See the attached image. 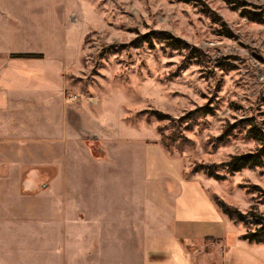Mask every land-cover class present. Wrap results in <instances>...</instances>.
I'll return each mask as SVG.
<instances>
[{"label": "rangeland", "instance_id": "obj_1", "mask_svg": "<svg viewBox=\"0 0 264 264\" xmlns=\"http://www.w3.org/2000/svg\"><path fill=\"white\" fill-rule=\"evenodd\" d=\"M239 1L245 6L233 10L221 0H0V32L19 27V20L9 22L3 14L13 7L30 17L27 26L42 32L45 45L57 49L64 41L62 52L65 47L67 63H73L64 72V99L75 106L85 127L100 125L111 142L131 139L126 146L113 145V152L129 154L128 148H139L137 139L159 144L180 161L177 184L197 181L212 201L218 198L242 213L253 207L264 215V159L237 173L219 172L224 179L218 181L203 170L193 172L256 153L261 144L251 138L250 126L264 147V0ZM151 33L170 34L198 56L155 39L153 48L132 45ZM73 95L77 99L70 101ZM156 113L169 119L160 121ZM90 133L82 131L81 140L95 157L101 156L102 142ZM82 155L79 164L89 159ZM112 172L114 191L119 176ZM161 182L166 188L171 184L170 179ZM36 205L30 203L31 213ZM37 219L26 221L30 234L38 233L42 223ZM229 221L221 234L236 233L239 242L226 250L220 246L223 264H264V244L240 241L247 228Z\"/></svg>", "mask_w": 264, "mask_h": 264}, {"label": "crops", "instance_id": "obj_2", "mask_svg": "<svg viewBox=\"0 0 264 264\" xmlns=\"http://www.w3.org/2000/svg\"><path fill=\"white\" fill-rule=\"evenodd\" d=\"M13 9L2 13L19 27L0 32V264H223L220 246L239 242L236 233L221 234L227 216L197 181H174L180 161L159 144L137 139L139 148L124 147L123 155L113 145L131 139L111 142L100 125L85 127L64 99V72L73 65L64 41L45 45L30 17ZM82 131L102 142L101 156ZM35 216L42 224L30 234L26 221Z\"/></svg>", "mask_w": 264, "mask_h": 264}, {"label": "trees", "instance_id": "obj_3", "mask_svg": "<svg viewBox=\"0 0 264 264\" xmlns=\"http://www.w3.org/2000/svg\"><path fill=\"white\" fill-rule=\"evenodd\" d=\"M226 5H228L233 10L238 8H243L245 4L240 2L239 0H221ZM245 10V9H243ZM249 17L259 21L258 15H254L247 12ZM157 40L158 42H165L166 46L173 49V50H187L190 52L191 56L194 57V54H198L197 50L192 49L189 50V46L184 43L183 41L172 37L170 34L167 33H151L143 36L137 37L133 42L132 45L135 47L143 46L147 44L151 48H153L152 42L153 40ZM198 56V55H196ZM14 58H34L36 56L32 55H13ZM204 114H209L210 111H204ZM157 118L160 121L168 120V116H163L160 113H156ZM190 118V116L188 117ZM249 134L252 139L256 142L261 144V147L258 149L256 153H246L241 155H235L230 157V159L222 163L220 165H209V166H202L195 168L193 172H199L203 170L205 172L206 177L212 178L214 180H223L224 176L220 175L219 172H224L225 174H233L242 171L244 168H251L255 166H259L262 164L264 159V147L262 142L263 139L260 137V133L256 131L253 126L249 128ZM261 142V143H260ZM165 146V145H164ZM214 203L218 207L221 212L227 216V218L235 223H241L247 228V232L241 235L240 239L245 240L248 242H253L256 244H264V215L259 214L255 211V208L251 207L247 213H242L238 209L225 204L223 201L219 200L218 198L213 199ZM254 228V229H252Z\"/></svg>", "mask_w": 264, "mask_h": 264}, {"label": "built area", "instance_id": "obj_4", "mask_svg": "<svg viewBox=\"0 0 264 264\" xmlns=\"http://www.w3.org/2000/svg\"><path fill=\"white\" fill-rule=\"evenodd\" d=\"M76 99H77V97L74 96V95L69 97V100H70V101H74V100H76Z\"/></svg>", "mask_w": 264, "mask_h": 264}]
</instances>
